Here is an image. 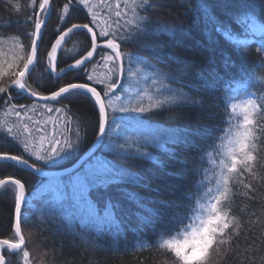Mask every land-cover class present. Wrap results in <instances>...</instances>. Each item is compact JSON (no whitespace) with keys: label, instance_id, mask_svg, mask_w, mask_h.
I'll list each match as a JSON object with an SVG mask.
<instances>
[{"label":"snow or ice","instance_id":"1","mask_svg":"<svg viewBox=\"0 0 264 264\" xmlns=\"http://www.w3.org/2000/svg\"><path fill=\"white\" fill-rule=\"evenodd\" d=\"M110 6L111 21L102 23V13L98 14L96 10L99 6L92 4L91 0H27L24 4L20 0H0V8L6 9L9 16L15 14L23 18L15 28L10 21L0 18V46L11 41V59L6 56L0 62V109L5 116L16 117L12 126L5 122L0 128L5 144L9 149H15L16 154L0 146V161L10 162L9 167L21 171L48 175L43 189L50 194L49 212L53 216L66 213L70 218L77 217L81 224L93 230H102L113 224L119 227L114 211L117 205L108 192L109 185L120 183L126 174L133 182L140 178L138 174L96 155L94 150L77 156L87 141L89 127L93 128L101 150L117 155L123 153L131 160L148 155L141 152V148L187 143L190 134L186 130L147 124L146 116L142 114H155L153 109L164 105L180 107L179 101L191 99L185 88L198 91L200 83L211 87L219 77L214 70L209 73L210 80H185L180 76L179 63L174 57L165 58L163 62L158 59L156 64L150 65L136 56L142 67L135 72L126 68L125 60L131 59V54L124 51V45L144 40L152 25L150 12L154 3L153 0H120L111 4L110 0ZM122 8L126 11L122 12ZM73 13H79L82 19L73 22ZM53 15L58 26L50 29L49 20ZM236 19L245 25L246 33L260 34L264 41V24H258L251 15L237 16ZM212 22L214 32L222 33L229 41L235 39L225 23L219 20ZM76 33L83 34L86 42L75 55L64 56L66 51H70L65 45ZM46 36L49 39L42 49ZM255 54L260 65L264 66V42L256 48ZM221 62L225 70L235 67L231 56L222 55ZM100 65L106 68L103 77L96 74ZM142 71L151 72L146 79H152L157 94L163 95L160 89L164 87V80L181 87L175 90L168 87L166 91L172 94L164 95L163 100L149 107L143 106L142 100L133 102L131 94L124 97L117 94L124 90L122 77H135ZM69 73L73 75L65 81ZM194 103L196 106L201 104L200 101ZM79 104L90 106L91 121L85 122L77 117ZM222 107V119L223 116L236 115L239 118L242 115V122L235 126L234 131H229L227 147L218 165L215 189L209 188L200 195L197 188L196 199H190L183 191L187 162L177 161L172 172L163 171L167 165H158L164 180L172 182V188L178 195L167 201H151L158 208L148 207L146 211L156 216L154 226L165 235L170 236L173 230L179 235L183 229V239L172 238L158 245L166 250L172 264H208L206 254L215 253L216 247L225 243V237L239 236L243 221L237 218L241 215L237 198L255 202L256 186L245 183L241 177L255 179L253 151L257 143L264 145V96L257 95L243 106L231 103V112L228 111V102H222ZM37 113L47 115L52 127L49 128L47 123L43 126L34 123ZM21 116L27 118L21 121ZM209 119H215V116L210 115ZM129 128L140 133L144 141L135 151L128 146L127 140L119 143L121 131ZM220 130L223 131L222 128ZM211 131L207 127L204 129L205 135H210ZM172 155L179 154L173 152ZM73 158L75 162L62 172L45 173V169ZM260 180L264 182V176ZM26 185V180L14 175L6 174L0 179V188L10 191L14 201L7 238L0 237V264H34L28 244L30 237H26L22 227V208L28 203ZM201 200L204 202L200 203ZM101 203L103 209L100 208ZM197 207L199 214L190 215ZM189 220L192 223H187Z\"/></svg>","mask_w":264,"mask_h":264},{"label":"trees","instance_id":"2","mask_svg":"<svg viewBox=\"0 0 264 264\" xmlns=\"http://www.w3.org/2000/svg\"><path fill=\"white\" fill-rule=\"evenodd\" d=\"M95 1L102 3L100 12L106 11V20L110 22L109 11H112L110 0ZM20 2L24 4L27 0ZM118 2L119 0H111V4ZM153 3L154 7L150 12L152 25L144 40L138 44L127 42L124 45V51L131 54V59L125 60V67L132 68L133 72L138 67H142L136 61V56H140L150 65L156 64L158 59L163 62L165 58L174 57L179 63L181 78L210 80L209 73L215 70L219 73L218 80L211 87H205L203 83L198 84V91H189L185 88L184 91L189 93L191 99L179 101L180 107L164 105L162 108L153 109L155 114H142L146 116L147 124L186 130L190 134L187 143H169L165 144L164 148L155 145L141 148L140 151L147 152L148 155L139 156L135 160L127 159L123 153L117 155L114 152L101 150V146L98 147L96 155L128 169L131 173L138 174L140 178L133 182L126 174L120 183L109 185L108 192L113 203L117 205L114 211L119 227L113 224L102 230H93L81 224L79 218H70L66 213L53 216L48 210L50 194L43 189L48 178L9 167L10 162L0 161V179L5 178L7 174L27 181L28 203L22 208L24 217L22 227L26 237H30L28 244L34 264H172L171 259L165 254L166 250L160 249L158 245L172 238L183 239V229L179 235L175 230L170 236L165 235L154 226L156 216L146 211L148 207L158 208V205L152 204L151 201H167L175 199V195H178L172 188V182L164 180L158 165H167L163 171L172 172L177 161L187 162L188 170L183 177V191L190 199H196L197 188L200 195L209 188L215 189L219 161L225 151L224 144L230 129L234 130L238 124L236 115L221 118L224 112L222 102L229 103L228 111L231 112L230 104L235 103L243 94L249 95L252 99L257 95L264 96V66L260 65V60L255 54L256 48L264 41L260 34L246 33L245 25L240 24L236 19L237 16L251 15L258 23L264 24V0H153ZM122 10L126 11L124 8ZM0 18L10 21L14 28L18 22L23 21L22 17L15 14L9 16L4 8H0ZM73 18V22H79L82 16L73 13ZM213 20L225 23L235 39L229 41L222 33L214 32ZM57 26L56 16L53 15L49 20V28ZM48 39L49 37L46 36L42 49L47 45ZM244 40L249 43H238ZM85 42L86 38L83 34L72 35L65 45L70 51H66L63 55H75ZM10 48L11 41L0 46L2 49L0 62L6 56L11 59ZM158 52L162 55H157ZM222 55L232 57L235 65L232 70H225L223 67ZM61 64L63 66V61ZM105 72L106 68L103 65L98 66L96 74L103 77ZM71 75L73 73H69L64 78L65 81ZM149 76H151L150 71H142L135 77L128 79L122 77L124 90L117 94L122 97L131 94L133 102L142 100L143 106L149 107L150 104L163 100L164 95L172 94L166 91L168 87L173 90L181 87L179 84L170 85L164 80V87L160 89L163 95L157 94L152 79H146ZM194 101H200V106H196ZM78 106L80 111L76 114L77 117L85 122L91 121L93 117L90 106L86 104ZM116 115L121 114L116 113ZM210 115H214L215 119H209ZM26 118L21 116L20 120ZM15 120L14 115L5 116L4 111L0 109V128L5 122L8 126H12V121ZM33 122L42 126L47 123L49 128L52 127V121L43 113H37ZM205 127L212 130L210 135H205ZM221 128L223 131L220 130ZM95 140L93 128L89 127L87 141L77 156L82 155ZM126 140L133 151L144 143L141 134L133 132L130 128L121 131L119 143H124ZM0 146L16 154L15 149H9L5 144L2 134H0ZM173 152L179 155L173 156ZM253 156L256 158L253 161L255 179L247 176H242L241 179L256 186L255 202L237 198V204L241 209V215L237 218L243 221L239 236L225 237V243L218 245L215 253L206 254L208 264H264V239H262L264 182L260 180V177L264 176V145L257 143ZM74 162L75 158L51 166L45 171L62 170L70 167ZM193 164L196 165L195 169ZM13 207L12 193L0 188V237L2 238H7ZM100 208L103 209V203L100 204ZM198 210L197 207L195 213ZM191 222V220L187 221V223Z\"/></svg>","mask_w":264,"mask_h":264},{"label":"rangeland","instance_id":"3","mask_svg":"<svg viewBox=\"0 0 264 264\" xmlns=\"http://www.w3.org/2000/svg\"><path fill=\"white\" fill-rule=\"evenodd\" d=\"M119 2H120V0H119ZM118 2V3H119ZM91 3L92 4H94V5H98L99 7L96 9L97 10V12H98V14H101L102 13V21H104V20H106L107 19V12L105 11V12H100V8H101V5H102V3H99V2H96L95 0H91ZM104 5V4H103ZM125 11V10H124ZM122 12H123V10H122ZM103 23V22H102ZM257 23H258V21H257ZM258 24H260V23H258ZM250 33V32H249ZM251 34V33H250ZM256 35H259V34H256ZM104 68H105V66H103ZM249 99H252L249 95H246V94H243L235 103L236 104H239V105H241V106H243L245 103H246V101L247 100H249ZM117 103V105H119V102H116ZM239 111H241V110H238V112ZM238 123H241L242 122V115L238 118V121H237ZM234 131V130H233ZM224 146H225V150H226V147H227V140H226V142H225V144H224ZM195 214H199V210L195 213ZM192 223V222H191ZM195 249H194V254H195Z\"/></svg>","mask_w":264,"mask_h":264},{"label":"water","instance_id":"4","mask_svg":"<svg viewBox=\"0 0 264 264\" xmlns=\"http://www.w3.org/2000/svg\"><path fill=\"white\" fill-rule=\"evenodd\" d=\"M100 146V143H99V141H97V140H95L94 141V143L84 152V153H86L87 151H95L96 152V150L98 149V147ZM83 153V154H84ZM82 154V155H83ZM64 169H62V170H58V171H45V173H48V174H52V173H60V172H62ZM36 175H38V176H40V177H48V175H45V174H43V173H41V174H36Z\"/></svg>","mask_w":264,"mask_h":264},{"label":"bare ground","instance_id":"5","mask_svg":"<svg viewBox=\"0 0 264 264\" xmlns=\"http://www.w3.org/2000/svg\"><path fill=\"white\" fill-rule=\"evenodd\" d=\"M45 178H48V177H45Z\"/></svg>","mask_w":264,"mask_h":264}]
</instances>
